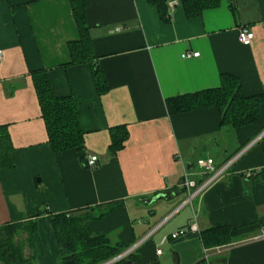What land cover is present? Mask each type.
Returning a JSON list of instances; mask_svg holds the SVG:
<instances>
[{"label":"crops","instance_id":"crops-1","mask_svg":"<svg viewBox=\"0 0 264 264\" xmlns=\"http://www.w3.org/2000/svg\"><path fill=\"white\" fill-rule=\"evenodd\" d=\"M87 4L94 62L108 87L103 95L89 64L69 65L67 45L79 38L69 0H0V125L13 147L12 167L0 170V243L6 224L36 220V259L23 264H60L48 213L115 201L121 205L88 227L134 245L181 206L182 182L205 178L198 159L218 167L264 129V104L258 120L242 128L220 126L215 107L169 115L165 106L218 87L222 74L235 76L245 96L264 92V0H222L193 19L180 0H170L169 22L147 0ZM242 27L253 34L249 45L238 41ZM185 52L198 56L182 58ZM37 70L46 71L54 96L73 99L84 133L79 149L56 153L47 143L31 81ZM119 125L127 138L111 155L109 131ZM91 156L97 161L90 168ZM191 223L196 232L170 239ZM218 225L232 228L231 242L204 248L199 233ZM134 253L136 264H264V136Z\"/></svg>","mask_w":264,"mask_h":264},{"label":"trees","instance_id":"trees-1","mask_svg":"<svg viewBox=\"0 0 264 264\" xmlns=\"http://www.w3.org/2000/svg\"><path fill=\"white\" fill-rule=\"evenodd\" d=\"M168 1L170 0H147L156 8L159 18L164 22L170 21ZM180 1L186 18L193 19L201 16L204 10L218 7L222 0ZM69 2L79 34L78 40L67 45L69 65L89 64L96 92L98 95H103L108 87L102 70L94 62L90 27L86 19L87 0H69ZM31 81L41 119L44 122L47 143L56 153L79 149L83 145L84 133L78 123L73 99L70 96H54L44 70L32 72ZM263 104L264 92L250 96L243 95L239 80L230 74L220 75V85L216 88L165 100L169 115L215 107L220 113V126L231 128L253 125L258 120ZM109 135L108 151L111 155H115L122 148L127 138V131L123 125H119L111 128ZM12 150L8 127L0 125V170L12 167ZM119 205L121 202L115 201L67 213L55 215L48 213V226L58 244L59 263L101 264L128 249L130 246L127 244L111 242L105 234L92 233L88 227L90 221L101 219ZM4 230L7 238L0 243V264L34 262L36 220L9 223L4 226ZM231 232L232 228L229 225H218L202 230L199 238L204 248L222 246L231 242ZM25 249L28 250L27 256L24 255ZM130 263H141V260L135 253H131L113 264ZM195 264L207 263L205 260H200Z\"/></svg>","mask_w":264,"mask_h":264},{"label":"built area","instance_id":"built-area-1","mask_svg":"<svg viewBox=\"0 0 264 264\" xmlns=\"http://www.w3.org/2000/svg\"><path fill=\"white\" fill-rule=\"evenodd\" d=\"M173 5L172 2H169V6L171 7ZM253 38V34L246 28L242 27L238 30V41L243 45H249L251 40ZM182 58H189V57H197V52H185L182 55ZM0 60H1V54H0ZM264 136V129L247 145L236 151L230 158H228L222 165L216 167L211 159H198L196 162V165L202 173H205V178L199 183L196 184L194 181H184L181 184L182 188H185L187 190V197L182 202L181 206L184 204H188L191 202V200L197 196L202 195V193L208 189L213 183L218 181L219 179L223 178V176L229 171V169L234 165V163L256 142H258L262 137ZM97 161V158L95 156H91L86 161L87 167H93ZM252 171H247L245 173V176H250ZM179 206V207H181ZM176 208L173 212L169 213V215L162 220L160 223H158L156 226L152 227L150 231L137 243L130 246L128 249H126L124 252H122L120 255L110 259L107 262L101 263V264H113L120 259H123L124 257L128 256L131 253H134L140 244L147 240L149 237H151L167 220H169L179 209ZM196 226L194 223H191L188 227L179 229L178 231H175L170 234L171 239H178L180 237L185 236L188 233L196 232ZM156 254H160V250H156Z\"/></svg>","mask_w":264,"mask_h":264},{"label":"water","instance_id":"water-1","mask_svg":"<svg viewBox=\"0 0 264 264\" xmlns=\"http://www.w3.org/2000/svg\"><path fill=\"white\" fill-rule=\"evenodd\" d=\"M158 197H159V196H157L156 198H158ZM151 201H152V200H150V201H147V202H149V203H150ZM130 264H136V263H130Z\"/></svg>","mask_w":264,"mask_h":264}]
</instances>
